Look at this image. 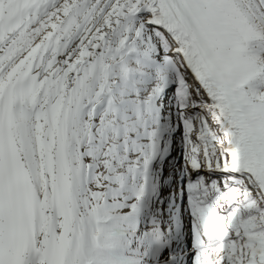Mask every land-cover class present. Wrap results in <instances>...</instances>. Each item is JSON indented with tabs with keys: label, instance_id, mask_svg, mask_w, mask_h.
I'll return each instance as SVG.
<instances>
[{
	"label": "bare ground",
	"instance_id": "bare-ground-1",
	"mask_svg": "<svg viewBox=\"0 0 264 264\" xmlns=\"http://www.w3.org/2000/svg\"><path fill=\"white\" fill-rule=\"evenodd\" d=\"M224 1L262 65L249 79L172 0H0V247L17 211L32 217L21 264H264V142L236 96L264 101V0Z\"/></svg>",
	"mask_w": 264,
	"mask_h": 264
},
{
	"label": "water",
	"instance_id": "water-1",
	"mask_svg": "<svg viewBox=\"0 0 264 264\" xmlns=\"http://www.w3.org/2000/svg\"><path fill=\"white\" fill-rule=\"evenodd\" d=\"M14 85H15V83H14ZM8 116H10V114H9V107L7 105V113L5 115V118H6L5 119V123L9 124V126L6 127V131L8 133V136H7V138H8V147H9L10 153L12 154V152L15 153L16 149H15V144H14L13 135H12L13 134V130H12V127H11L10 120H9V118H7Z\"/></svg>",
	"mask_w": 264,
	"mask_h": 264
},
{
	"label": "rangeland",
	"instance_id": "rangeland-1",
	"mask_svg": "<svg viewBox=\"0 0 264 264\" xmlns=\"http://www.w3.org/2000/svg\"><path fill=\"white\" fill-rule=\"evenodd\" d=\"M159 31L162 33V31L158 29L157 31H155V35H158V34L160 33ZM168 45H169V44H168ZM27 54H29V53L26 52L25 54H22V55L19 54L18 56H15V58H14V59H13V60H12L7 66H6L5 75L7 74V70H8L9 67H11V66L14 67V66L17 65V64L19 65V64L25 59V56H26ZM160 55H161V52H160ZM178 59H179L178 56H176L177 63L180 65V60H178ZM178 61H179V62H178ZM262 61L264 62V57L262 58ZM184 73H185V71H184ZM173 87H174V86H173ZM22 89H23V88H22ZM22 89H21V90H22ZM21 90H20V91H21ZM20 91H19V92H20ZM2 105H3V104H2ZM2 105H1V106H2ZM236 185H237V184H236ZM189 264H191V262H190Z\"/></svg>",
	"mask_w": 264,
	"mask_h": 264
}]
</instances>
